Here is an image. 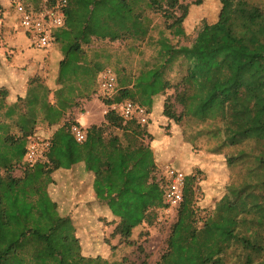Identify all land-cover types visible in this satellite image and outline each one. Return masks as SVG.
I'll return each mask as SVG.
<instances>
[{
  "label": "trees",
  "instance_id": "1",
  "mask_svg": "<svg viewBox=\"0 0 264 264\" xmlns=\"http://www.w3.org/2000/svg\"><path fill=\"white\" fill-rule=\"evenodd\" d=\"M119 1L122 12L101 15L95 36L132 40L136 68L117 61V91L101 100L108 106L128 99L151 112L174 90L165 99L164 115L183 123L190 142L204 139L207 151L222 155L235 172L234 181L209 186L215 201L226 197L227 202L205 214L196 179L187 177L167 247L154 264H264V216L240 205L242 197L264 191V0H217L218 10L190 44L175 41L186 35L189 4L183 0ZM56 2L34 0L33 5ZM66 13V25L54 31L61 53L47 78L34 76L24 83L0 52V264H101L86 253L78 224L62 208L64 199L51 195L57 166L25 159L38 126L59 125L96 94L99 74L111 63L108 49L88 52L68 28L70 0ZM106 119L122 126L112 110ZM131 165L123 178L107 169L92 181L97 200L122 215L127 230L140 225L163 194L150 182L157 172L150 146L134 154Z\"/></svg>",
  "mask_w": 264,
  "mask_h": 264
},
{
  "label": "rangeland",
  "instance_id": "2",
  "mask_svg": "<svg viewBox=\"0 0 264 264\" xmlns=\"http://www.w3.org/2000/svg\"><path fill=\"white\" fill-rule=\"evenodd\" d=\"M183 3L189 4L188 15L183 23L186 35L176 37L175 41L190 44L203 26V21L214 16L219 3L217 0H183ZM122 8V3L119 0H70L68 28L70 29L75 21L74 25L77 27L73 28L74 30L71 28V30L82 40L88 52L103 47L112 53L111 63L102 71L111 67L116 73L115 66L119 60L123 61L128 68H136L135 61H132L135 58V52L130 50L133 44L132 40H100L95 36L96 26L101 15L108 11L120 13ZM155 21L163 24L164 18L161 14H155ZM53 40V44L48 47L33 45L30 42L32 37L18 26L17 15L9 1L0 0V52L9 57V64L24 83L34 76L47 78L52 61L61 53L59 45L55 42V36ZM98 91L99 77L97 92L91 98L101 99L97 95ZM174 94V90H170L160 101L155 103L152 111L149 112L150 120L147 124H140L135 120L123 121L120 119L118 121L121 122V127L102 123L98 129L102 132L104 129L109 131L112 128L113 141L115 140L113 136L115 131H119L122 135L119 147L115 150L112 142L104 144L99 141L93 151L98 155H103L104 158L111 159L112 164L118 166L116 167L118 171L108 170L123 178L126 171L132 167L133 155L145 145L150 146L157 162V172L151 176V184L158 183L164 193L165 184L162 179L164 173L161 171H165L168 165L181 170L188 179L193 177L196 179L195 190L202 200L201 204L205 207L202 214L211 213L221 208L227 201L226 197L222 202L215 201L211 196L209 186L214 181L220 183L234 181L235 172L232 168L226 167L222 155L207 151L204 139L199 138L196 143L190 142L188 140L190 131L185 132L183 123L172 122L164 115L165 99L174 96ZM176 109L180 111L182 107L176 104ZM82 126L87 132V138L84 142L79 143L88 142L93 130L91 127ZM69 130L71 131V129ZM123 145L130 146L133 152L125 154L122 150ZM48 154L49 150L45 154V160H47ZM51 161L54 166H58L57 161ZM15 173L20 175L22 172L19 170ZM94 174L88 177L87 174L81 175L82 179L89 178L88 184L81 192L94 193L95 201L72 205L64 198L62 205L63 210H67V215H71L78 224V235L86 253L98 258L101 264H115L124 260L126 264H154L167 247L170 227L176 217L167 210L168 205L163 194L161 199H156V201L160 200L159 205L149 207L142 223L132 227L130 232L123 225L122 215H115L112 209L104 204L105 202L97 200L96 193L92 188ZM54 193L58 194L56 190ZM83 197L85 200L90 198L85 194ZM81 200L79 199V201ZM240 205L247 211L264 216V191L242 197ZM135 217L132 218L135 219Z\"/></svg>",
  "mask_w": 264,
  "mask_h": 264
},
{
  "label": "crops",
  "instance_id": "3",
  "mask_svg": "<svg viewBox=\"0 0 264 264\" xmlns=\"http://www.w3.org/2000/svg\"><path fill=\"white\" fill-rule=\"evenodd\" d=\"M74 23L75 21L70 27L72 30L77 27ZM69 121L82 124L85 127H91L93 130L90 140L85 143H79L69 130L71 129V123L68 124ZM102 123L112 124L106 119V105L101 99L92 97L82 100V104L75 107L73 112L66 119L62 120L59 125L48 127L42 124L38 126L36 134L32 138H40L50 143L47 160L50 159L58 162V166L53 172L54 183L49 187L54 200L59 202L61 200L62 202L65 198L72 205L93 202L95 201L94 193L87 194L81 192L89 182V178L87 180L82 179L81 175L87 174L88 177L97 171L105 169L118 171L116 169L118 166L112 164L111 159L104 158L102 157L103 155H98L93 151L99 141L104 144L105 142H112L115 150L119 147L122 135L119 131H115L113 133L115 140L113 141L112 128L109 131H105L104 129L102 132L98 129ZM103 147L105 148V145ZM122 150H124L125 154L133 152L130 146L123 145ZM55 190L58 194L54 193ZM84 194L90 198L85 200ZM79 199L82 200L79 201Z\"/></svg>",
  "mask_w": 264,
  "mask_h": 264
},
{
  "label": "built area",
  "instance_id": "4",
  "mask_svg": "<svg viewBox=\"0 0 264 264\" xmlns=\"http://www.w3.org/2000/svg\"><path fill=\"white\" fill-rule=\"evenodd\" d=\"M11 7L17 13L18 26L32 37L30 41L37 47H48L53 44L54 31L62 28L67 23L66 7L68 0H57L54 6L43 4L39 8L34 7L32 0H8ZM48 0H45V2ZM118 78L115 71L108 67L99 74L98 97L102 99L112 98L117 91ZM112 110L115 115L124 120H135L140 124H147L150 120L149 111L138 103L124 99L112 102L106 106V113ZM71 132L79 142H84L87 132L80 124H74ZM50 143L40 138H32L28 145L26 162L34 164L44 159ZM162 179L165 184L163 196L168 205L167 210L176 215L178 207L184 198V189L187 175L172 166H166Z\"/></svg>",
  "mask_w": 264,
  "mask_h": 264
}]
</instances>
